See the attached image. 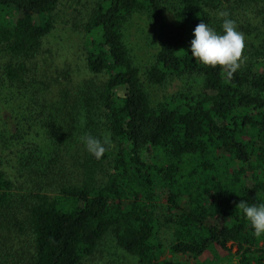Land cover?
Segmentation results:
<instances>
[{
  "label": "trees",
  "instance_id": "obj_1",
  "mask_svg": "<svg viewBox=\"0 0 264 264\" xmlns=\"http://www.w3.org/2000/svg\"><path fill=\"white\" fill-rule=\"evenodd\" d=\"M62 6L0 0V117L8 109L13 124L0 127V235L14 230L30 248L27 261L0 264H84L107 238L138 264H264V236L236 207L264 203V0L79 2L90 77L49 102ZM222 11L245 36L231 79L189 48L201 21L221 31ZM137 20L152 27L146 62L128 42ZM88 134L110 137L101 159L81 142ZM12 146L25 147L28 173H16L27 187L5 170Z\"/></svg>",
  "mask_w": 264,
  "mask_h": 264
},
{
  "label": "rangeland",
  "instance_id": "obj_2",
  "mask_svg": "<svg viewBox=\"0 0 264 264\" xmlns=\"http://www.w3.org/2000/svg\"><path fill=\"white\" fill-rule=\"evenodd\" d=\"M88 1L92 0H63V6L57 13V28L51 37L49 45L51 46L50 48L54 53V56L49 60L50 71L48 75L49 77L46 78L47 83H49L47 91V99L49 102L57 101L62 92H64V88L73 89V87L83 78L90 77L84 67L79 33L73 28V24L77 20V18H75V9L79 7V2L84 4ZM151 32L152 27L144 20L132 22L127 28L129 46L133 50L134 54L145 62L150 59L151 54L154 52L148 37L151 35ZM64 68L68 69L70 77L72 76L70 78L71 81L65 80V77L68 75H66L65 71H63ZM179 88L180 82H174L165 89L160 88L156 90V96L161 97L164 94L172 93ZM0 118L1 128L7 123L11 126L10 129L13 128L11 114L8 109H4L1 112ZM12 147L15 153L8 151L5 153V170H7L9 174H12L13 179L17 178V186L27 187V184L30 185V179L26 177L27 175L19 177L16 173L17 167L22 171H26V174L28 173L26 169H22L21 167V157H24V152H26L25 147ZM60 148L65 147L60 146ZM16 150L19 151L16 152ZM29 174L33 173L29 172ZM159 194L161 198H163L164 192L160 191ZM10 232L11 231L4 233V236L0 235V261L4 259H6L9 263L27 261L30 250V248H28V240H26L27 237L22 236V238H20L18 236V232L16 233L14 230L13 232ZM161 236L164 244L169 245L171 241L169 230L162 228ZM100 250L101 251H99V253L86 261L84 264H138L135 257L126 254L124 251L116 247L115 242L111 238H107L104 241ZM233 251H235V249ZM165 257L170 258L171 254L166 252Z\"/></svg>",
  "mask_w": 264,
  "mask_h": 264
},
{
  "label": "clouds",
  "instance_id": "obj_3",
  "mask_svg": "<svg viewBox=\"0 0 264 264\" xmlns=\"http://www.w3.org/2000/svg\"><path fill=\"white\" fill-rule=\"evenodd\" d=\"M221 19V31H217L204 21H201L193 29V38L189 48L193 58L200 63L211 67L221 66L226 69V77L231 79L240 67L241 57L245 48V36L238 31L236 22L228 18L227 12H219ZM86 150L96 159H101L110 144V137H104L103 141L91 134L81 138ZM236 207L249 221L254 235L264 236V203L249 204L241 200Z\"/></svg>",
  "mask_w": 264,
  "mask_h": 264
}]
</instances>
